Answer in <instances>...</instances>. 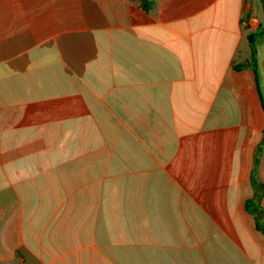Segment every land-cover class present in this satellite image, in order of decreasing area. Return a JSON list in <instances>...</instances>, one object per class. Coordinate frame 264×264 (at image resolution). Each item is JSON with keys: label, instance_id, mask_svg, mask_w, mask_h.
Segmentation results:
<instances>
[{"label": "crops", "instance_id": "crops-1", "mask_svg": "<svg viewBox=\"0 0 264 264\" xmlns=\"http://www.w3.org/2000/svg\"><path fill=\"white\" fill-rule=\"evenodd\" d=\"M0 264H264V0H0Z\"/></svg>", "mask_w": 264, "mask_h": 264}, {"label": "trees", "instance_id": "trees-1", "mask_svg": "<svg viewBox=\"0 0 264 264\" xmlns=\"http://www.w3.org/2000/svg\"><path fill=\"white\" fill-rule=\"evenodd\" d=\"M144 9L147 10V6H144ZM236 68H240V67H236ZM262 193H263V187L260 186L257 191V198H259Z\"/></svg>", "mask_w": 264, "mask_h": 264}, {"label": "water", "instance_id": "water-1", "mask_svg": "<svg viewBox=\"0 0 264 264\" xmlns=\"http://www.w3.org/2000/svg\"><path fill=\"white\" fill-rule=\"evenodd\" d=\"M253 37H254V36H251V37H250V42H252V41H253Z\"/></svg>", "mask_w": 264, "mask_h": 264}]
</instances>
